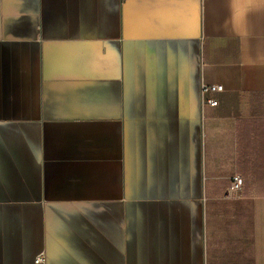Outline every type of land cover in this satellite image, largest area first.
Returning a JSON list of instances; mask_svg holds the SVG:
<instances>
[{"label": "crops", "instance_id": "1", "mask_svg": "<svg viewBox=\"0 0 264 264\" xmlns=\"http://www.w3.org/2000/svg\"><path fill=\"white\" fill-rule=\"evenodd\" d=\"M0 264H264V0H0Z\"/></svg>", "mask_w": 264, "mask_h": 264}, {"label": "built area", "instance_id": "2", "mask_svg": "<svg viewBox=\"0 0 264 264\" xmlns=\"http://www.w3.org/2000/svg\"><path fill=\"white\" fill-rule=\"evenodd\" d=\"M223 92V87L219 85H203L201 89V94L202 96H207L209 94H217V93H222ZM206 104L210 107H217L218 103L217 101L211 99L207 100ZM244 188V180L243 178L236 174L232 177L230 186L227 189L226 197L229 199H236L241 196V193ZM44 262V256L41 255L37 258V263H42Z\"/></svg>", "mask_w": 264, "mask_h": 264}, {"label": "rangeland", "instance_id": "3", "mask_svg": "<svg viewBox=\"0 0 264 264\" xmlns=\"http://www.w3.org/2000/svg\"><path fill=\"white\" fill-rule=\"evenodd\" d=\"M226 193H227V191H226L225 194H224V195H225V198H226V199H229L228 197H226Z\"/></svg>", "mask_w": 264, "mask_h": 264}]
</instances>
